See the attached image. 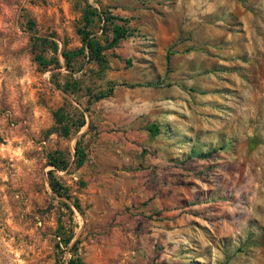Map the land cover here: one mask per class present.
Listing matches in <instances>:
<instances>
[{
  "label": "rangeland",
  "instance_id": "rangeland-1",
  "mask_svg": "<svg viewBox=\"0 0 264 264\" xmlns=\"http://www.w3.org/2000/svg\"><path fill=\"white\" fill-rule=\"evenodd\" d=\"M81 31L103 61L66 67ZM203 154L162 192L165 168ZM75 259L264 264V0H0V264Z\"/></svg>",
  "mask_w": 264,
  "mask_h": 264
},
{
  "label": "trees",
  "instance_id": "trees-1",
  "mask_svg": "<svg viewBox=\"0 0 264 264\" xmlns=\"http://www.w3.org/2000/svg\"><path fill=\"white\" fill-rule=\"evenodd\" d=\"M90 15L91 16H97V14H90ZM98 15L101 18L100 13H98ZM105 20L109 21L106 18L102 19V21H105ZM110 20L111 21L112 20H117V21H120L122 24L126 23L124 19H120V18H116V17L111 18ZM90 23H91V21L89 19H86L85 22H84V28L89 26ZM80 34H81V42H82V45H83L82 49H80L79 51H77L74 54L73 53L72 54L63 53L62 57H63V59L65 61V66L68 67L69 59H70L71 55L75 56L76 54H81V53H83V50H86L87 59L89 61H93L96 64H101L102 61H103V57L101 55L102 47L97 42H95L94 40H92L89 37V33L88 32L81 31ZM126 35H127V31L121 25L118 26L116 24H113L111 26V38H110V41H109L110 46L115 47L120 40H122V39H124V37H126ZM32 48H33V50H31V51H32V54L34 55V60L38 63V65L45 67L47 63L44 60V58L41 57L39 54H36V43L33 44ZM52 51L56 52V47H54L52 49ZM110 93H111V91L108 90L106 93L98 94V95H96L94 97V100L97 101V100L103 99L105 97H108L110 95ZM57 123H58L59 126L61 125L60 129H63V136H66L67 133H68L67 126H64L62 124V122H60V121H58ZM82 125L83 124L81 122L80 124L77 125V127H81ZM148 132H149L150 135L157 134V127L155 125H151L150 127H148ZM78 154H80V153L77 152V149L75 147L74 155H75V157L77 156V161H76V166L77 167H79L82 164V156L78 157ZM208 157H209L208 154H203V155L198 156V158H200V159H205V158H208ZM61 163L62 162H60L59 159L57 160V159H54V158H49L48 161H47V165L51 166L53 169H55V170L60 169V170L64 171L65 167L61 166ZM47 179H48V184H49L50 190L57 197H63L65 199H68V196L66 194V190L55 182L51 171L47 172ZM74 207L76 209H78V206L76 204H74ZM68 264H80V263L78 262V259H75V260H68Z\"/></svg>",
  "mask_w": 264,
  "mask_h": 264
},
{
  "label": "crops",
  "instance_id": "crops-1",
  "mask_svg": "<svg viewBox=\"0 0 264 264\" xmlns=\"http://www.w3.org/2000/svg\"><path fill=\"white\" fill-rule=\"evenodd\" d=\"M115 16H117L119 18H125V16H122L121 14H115ZM136 16L138 17V13L136 14ZM130 23H127V26L130 25ZM116 25L120 26V25H122V23L120 21H117ZM122 27L126 30V25L125 26L122 25ZM130 27H132V26H130ZM120 41L118 42V44L120 43ZM161 73L163 75V71ZM206 99H207L206 97L198 98V100L201 101V103H202V101H207ZM154 106H157V105H155V104L152 105L151 106L152 109H154ZM195 107H196L197 111L202 108V107L199 108L198 105H196ZM204 109L207 110L206 108H204ZM134 115L135 114H132V116H131L132 118H130V119H133ZM130 121H132V120H130ZM158 130L159 129L157 128V134L150 135L149 132H148V127L144 128L143 131H138L137 129H135L133 131H130V134L127 136V138H128L129 143H131V141L138 142V141H141L144 138H147V136H148L147 134H149L150 136H156V135L158 136V133H159ZM205 160H208V159H200V158H197V157L193 156V157H189V158L185 159V162H183L182 165H180L182 167H180L179 165H176V166L165 168L166 171H167V174H171V179L169 180V187H167L165 189L163 187L161 188L162 192L165 191V190H170L173 195H178L179 196V194L181 192V188L180 187H181V184H182L180 182V179H181L180 175L182 173H184L183 171L186 172V170H188V168H190L192 165H195L196 163H200V162L205 161ZM149 170L152 171V168H149ZM160 171L162 173H164L163 168H160V170L156 169L154 174L158 175L160 173ZM188 171H190V170H188ZM178 199H179V197H178ZM178 201L180 202V200H178ZM137 202H139V200L135 199L133 203L135 204ZM154 205L156 207V202L152 204L153 207H154ZM157 209H159V208L157 207Z\"/></svg>",
  "mask_w": 264,
  "mask_h": 264
}]
</instances>
